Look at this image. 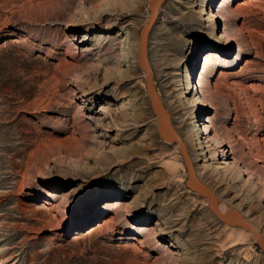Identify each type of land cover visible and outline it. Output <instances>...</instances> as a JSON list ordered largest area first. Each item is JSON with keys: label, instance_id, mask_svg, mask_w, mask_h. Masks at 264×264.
Returning a JSON list of instances; mask_svg holds the SVG:
<instances>
[{"label": "rangeland", "instance_id": "1", "mask_svg": "<svg viewBox=\"0 0 264 264\" xmlns=\"http://www.w3.org/2000/svg\"><path fill=\"white\" fill-rule=\"evenodd\" d=\"M149 1L0 0V264H264L158 129ZM148 55L219 208L264 235V0H165Z\"/></svg>", "mask_w": 264, "mask_h": 264}, {"label": "water", "instance_id": "2", "mask_svg": "<svg viewBox=\"0 0 264 264\" xmlns=\"http://www.w3.org/2000/svg\"><path fill=\"white\" fill-rule=\"evenodd\" d=\"M163 1L165 0H150L148 3L152 14L150 15L147 23H145L140 29L138 53L139 63L141 67L147 71V89L150 94L153 109L159 118L158 129L163 137L169 140L177 141L180 144L181 152L185 158L189 171V177L187 179L188 186L208 197L210 199V207L223 221L231 225L242 226L246 229L252 230L258 238L259 246L264 250V235L259 230H257L256 226L251 221H249L243 215V213H241V211H239L236 207H231L230 211L223 212L219 208V199L217 195L198 175L185 141L174 126L171 114L167 110L165 103L157 91L154 82L152 66L149 61L148 39L150 30L157 19L159 9Z\"/></svg>", "mask_w": 264, "mask_h": 264}, {"label": "bare ground", "instance_id": "3", "mask_svg": "<svg viewBox=\"0 0 264 264\" xmlns=\"http://www.w3.org/2000/svg\"><path fill=\"white\" fill-rule=\"evenodd\" d=\"M203 60H204V63H205V66H204V69H203V73L204 72H207L208 71V69H209V66H210V64H211V61H212V59H211V57H210V55H206L205 56V59H201V63H200V66H199V69L200 68H202V66H203ZM222 60V59H221ZM225 61V60H224ZM203 87V83L201 82V83H199L195 88H197V87ZM188 89H192L193 90V87L191 86V84H189V86L187 87ZM188 92H191V91H186V93H188ZM188 100H191L190 98H188ZM194 130L196 129V128H193ZM190 139V143L194 146V147H196L197 149H202V148H205V143H208L209 141L208 140H206V138H204L203 137V135H202V133L200 132V131H196L195 133H194V135L192 136V137H190L189 138ZM209 147V146H208ZM222 209V208H221ZM222 211L224 212V210L222 209ZM233 232V231H232ZM240 235H242V236H244V234H243V231H241V233H240ZM245 237V236H244ZM237 239V238H236ZM239 239V238H238ZM238 243V242H237Z\"/></svg>", "mask_w": 264, "mask_h": 264}]
</instances>
